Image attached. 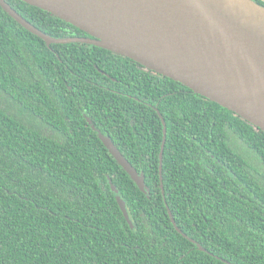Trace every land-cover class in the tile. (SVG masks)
Masks as SVG:
<instances>
[{
  "label": "trees",
  "instance_id": "16d2710c",
  "mask_svg": "<svg viewBox=\"0 0 264 264\" xmlns=\"http://www.w3.org/2000/svg\"><path fill=\"white\" fill-rule=\"evenodd\" d=\"M6 1L55 38L90 36ZM0 264H264V131L128 57L48 45L0 5Z\"/></svg>",
  "mask_w": 264,
  "mask_h": 264
},
{
  "label": "water",
  "instance_id": "95a60500",
  "mask_svg": "<svg viewBox=\"0 0 264 264\" xmlns=\"http://www.w3.org/2000/svg\"><path fill=\"white\" fill-rule=\"evenodd\" d=\"M23 1L90 35L55 38L30 23L6 0H0L10 16L48 45L86 43L128 57L182 83L264 131V6L256 1ZM162 120L160 169L167 133ZM101 138L139 188L144 189L143 175L108 137L101 135ZM117 200L125 218L133 225L125 200L119 194ZM169 214L176 224L170 210Z\"/></svg>",
  "mask_w": 264,
  "mask_h": 264
},
{
  "label": "flooded vegetation",
  "instance_id": "af4514ba",
  "mask_svg": "<svg viewBox=\"0 0 264 264\" xmlns=\"http://www.w3.org/2000/svg\"><path fill=\"white\" fill-rule=\"evenodd\" d=\"M256 1L257 3H259L260 5H263L264 6V0H254Z\"/></svg>",
  "mask_w": 264,
  "mask_h": 264
}]
</instances>
